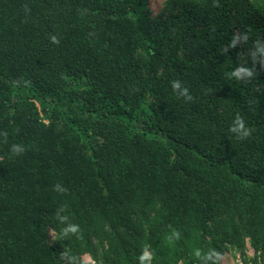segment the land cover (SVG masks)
I'll return each instance as SVG.
<instances>
[{"label": "trees", "instance_id": "obj_1", "mask_svg": "<svg viewBox=\"0 0 264 264\" xmlns=\"http://www.w3.org/2000/svg\"><path fill=\"white\" fill-rule=\"evenodd\" d=\"M228 249L264 264V0H0V264Z\"/></svg>", "mask_w": 264, "mask_h": 264}, {"label": "clouds", "instance_id": "obj_2", "mask_svg": "<svg viewBox=\"0 0 264 264\" xmlns=\"http://www.w3.org/2000/svg\"><path fill=\"white\" fill-rule=\"evenodd\" d=\"M52 39H53V41L58 42V41H56L55 37H52ZM172 88L174 90L180 89L181 88L180 81H178V80L172 81ZM181 95L183 97L187 98L188 100L192 99V97L189 95L188 89L186 87H184L181 90ZM230 131L233 132V133H239L238 135H236L237 139H245V138L249 137L251 135V132H252V130L250 128H247L245 126L244 120L240 116H237L235 118V120L233 122V125L230 128ZM13 149L16 150V151H22V149L17 148L16 145H13ZM60 191L63 192V191H66V190L65 189H60ZM71 230L73 232H75L77 229L74 226ZM146 259H148V254L145 252L144 254L141 255L140 260L143 262Z\"/></svg>", "mask_w": 264, "mask_h": 264}, {"label": "rangeland", "instance_id": "obj_3", "mask_svg": "<svg viewBox=\"0 0 264 264\" xmlns=\"http://www.w3.org/2000/svg\"><path fill=\"white\" fill-rule=\"evenodd\" d=\"M165 0H148V7L152 14H158L163 10ZM53 234L51 233V237ZM247 256H252L253 251L248 246L246 249ZM86 261H91V258L86 254L83 256ZM240 258L238 252L228 249L220 258V264H240Z\"/></svg>", "mask_w": 264, "mask_h": 264}]
</instances>
